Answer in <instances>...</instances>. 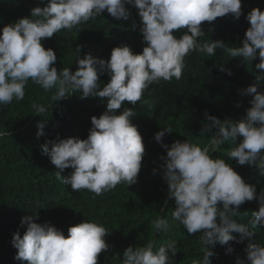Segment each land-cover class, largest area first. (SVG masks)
<instances>
[{"label": "clouds", "instance_id": "9594fccd", "mask_svg": "<svg viewBox=\"0 0 264 264\" xmlns=\"http://www.w3.org/2000/svg\"><path fill=\"white\" fill-rule=\"evenodd\" d=\"M43 7L31 9L30 16L6 24L0 31V105L13 100L22 101L29 80L48 92L55 89L53 101L67 98L69 91L81 98L106 99V111L92 116V127L86 139L79 136L48 140L40 145L43 154L56 167L58 181L72 191L88 190L99 196L118 184L128 186L138 182L145 156V143L138 126L133 123L135 105L144 92L161 80H179L186 67L185 57L194 51L214 56L217 49L231 58H239L254 65L257 83L247 87L241 95L251 96V107L240 119L220 118L205 111L206 122L199 136H210L208 145L201 147L187 140L164 143L171 127H163L155 134V141L166 150L159 166L167 184V196L174 201L171 217L160 216L153 221L158 232H167L172 223L179 222L189 236L200 233L204 246L202 259L192 264H212L215 245H229L239 233L242 242L253 236L254 230L264 228V189L245 181L233 164L214 158L211 149H219L231 142L228 160L240 166L250 165L264 175V11L253 8L246 16L250 27L246 30L242 47H226L222 40L199 42L205 36L202 24L231 15L239 20L243 15L242 0H40ZM138 9L139 30L146 46L134 53L127 44L112 49L105 60L91 53L80 58L78 67L58 70L56 52L45 48V38H52L61 30L94 20L105 10L116 20L129 18L128 6ZM135 28L136 25L134 24ZM184 29L179 37L174 34ZM221 72L231 76L223 64ZM105 73L109 81L100 88ZM127 103L133 107L122 106ZM237 103V107H240ZM37 115L44 116L46 107L33 104ZM47 121L38 124L37 138L45 135ZM5 133L0 132V136ZM72 169L65 175L66 169ZM157 169H153L156 174ZM250 201H258L248 224L237 222L240 208ZM167 203V201H165ZM248 215L247 212L244 213ZM39 213L24 216L21 226L27 229L21 236L13 234L12 245L18 250L15 259L27 264H99L101 253H107L110 234L106 227L85 220L68 228V234L48 222L37 223ZM211 246V247H210ZM233 252L229 246L227 253ZM247 259L237 258L236 264H264V244L249 243ZM178 253L175 241L158 248L151 242L143 246H129L123 252L122 264H176Z\"/></svg>", "mask_w": 264, "mask_h": 264}, {"label": "trees", "instance_id": "16d2710c", "mask_svg": "<svg viewBox=\"0 0 264 264\" xmlns=\"http://www.w3.org/2000/svg\"><path fill=\"white\" fill-rule=\"evenodd\" d=\"M36 6L44 4L40 0H0V31L6 24L30 16ZM256 7L264 11V0H242L243 15L239 20L228 15L211 24L204 22L205 36L199 38V42L222 40L226 47H242L250 27L246 16ZM128 8L127 20H116L105 10L101 16L71 31L61 30L52 38H45V48H52L58 57L54 66L75 72L77 46L81 47L80 58L91 53L108 60L112 49L121 44L129 45L134 53H141L146 43L139 30L142 25L138 9L130 5ZM184 31L181 29L174 34L179 37ZM259 62L257 58L247 65L242 64L239 58H231L221 49H217L214 56L194 51L185 57L186 67L179 80H161L150 85L134 108L133 123L138 126L146 149L138 182L130 186L118 184L99 196L86 189L74 192L58 181L56 167L42 153L40 145L57 136L86 139L92 127L91 117H99L106 111L107 98H81L80 93L69 91L67 98L56 102L52 100L55 89L45 92L29 80L22 101L14 99L9 105H0V132L5 133L0 136V264H27L15 259L18 250L11 241L15 232L24 234L27 225L21 226V220L33 213H39L37 223L55 225L66 236L70 226L86 219L106 227L110 233L106 240L111 247L107 253L100 254L99 264H122L123 252L129 246L151 242L158 248L168 241H175L176 264H192L193 260L202 259L205 249L200 233L189 236L179 222L172 223L167 232H158L153 226V221L160 216L170 218L175 206L167 196V184L159 167L163 163L160 157L166 156V150L154 137L163 127H171L173 132L163 138L169 146L175 140H187L201 147L208 145L210 136H199L206 122L205 111L221 120L242 118L251 107L252 97L241 92L257 83L254 65ZM221 64L232 71L231 76L219 70ZM109 79L107 73L100 77L101 89ZM34 103L46 107L44 116L37 115L32 108ZM237 103L241 106L237 107ZM124 107L133 106L125 103L118 112ZM45 120V135L37 138L38 124ZM231 147L234 145L229 142L219 149H211L210 154L233 164L246 182L256 185L259 193L264 189V175L253 166H240L228 160L227 152ZM153 169H157L156 174ZM71 171L66 169L64 174ZM258 207V201L246 202L240 208L239 217L234 219L248 224ZM254 231L251 238L242 242H237L240 234L233 233L237 239L229 245L217 243L212 249L216 253L212 264H236L237 258L246 261L249 243L264 244V228ZM229 246L233 248L231 253H227Z\"/></svg>", "mask_w": 264, "mask_h": 264}]
</instances>
